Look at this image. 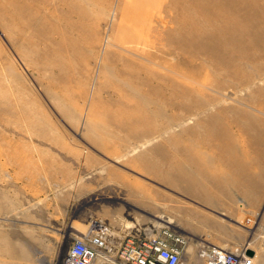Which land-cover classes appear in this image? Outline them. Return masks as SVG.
Instances as JSON below:
<instances>
[{
  "label": "rangeland",
  "instance_id": "obj_1",
  "mask_svg": "<svg viewBox=\"0 0 264 264\" xmlns=\"http://www.w3.org/2000/svg\"><path fill=\"white\" fill-rule=\"evenodd\" d=\"M221 3L0 0V234L31 235V264L96 219L170 227L183 264L207 247L264 264V50L227 46L225 13L203 11ZM182 166L213 202L149 175Z\"/></svg>",
  "mask_w": 264,
  "mask_h": 264
},
{
  "label": "built area",
  "instance_id": "obj_2",
  "mask_svg": "<svg viewBox=\"0 0 264 264\" xmlns=\"http://www.w3.org/2000/svg\"><path fill=\"white\" fill-rule=\"evenodd\" d=\"M204 264H252L240 251L197 252ZM187 250L183 238L164 226L135 228L114 235L105 222L92 220L81 238L71 241L60 264H183Z\"/></svg>",
  "mask_w": 264,
  "mask_h": 264
},
{
  "label": "bare ground",
  "instance_id": "obj_3",
  "mask_svg": "<svg viewBox=\"0 0 264 264\" xmlns=\"http://www.w3.org/2000/svg\"><path fill=\"white\" fill-rule=\"evenodd\" d=\"M202 1V0H201ZM216 1V0H215ZM222 1L221 4H224V7L222 5V7L217 4L216 7L217 8H214V6L211 8V9H208L210 8L211 6H209L208 8H206L204 6V8H206V10L202 9L205 14H206V18H209L208 20L209 21H216V22H220L219 24H221V21H223V25L221 24L220 27L221 28V31L222 32L220 34V36H222L223 39L226 40V44L228 47L232 46L235 44V40H238V42L240 43H248V44H253L252 45V48L253 46L257 45L256 47H254V49H258L260 50V52L262 50H264V0H224L226 2V5L225 3L223 2V0H220ZM189 2V1H188ZM209 2V1H208ZM218 3V2H217ZM207 4V3H206ZM189 5V4H188ZM210 5V4H209ZM179 6V5H178ZM184 6H182L183 8ZM187 7H190V6H187ZM199 8V7H198ZM202 8V7H201ZM181 9V7H180ZM186 10H189V9H192V11L194 12V9L193 8H189L187 9L185 7ZM200 10V8H199ZM199 10H197L199 12ZM208 10V11H207ZM185 11V10H184ZM191 11V13H193ZM202 11V12H203ZM207 11V12H206ZM186 12V11H185ZM183 12V13H185ZM188 12V11H187ZM187 12L185 14H187ZM190 12V11H189ZM197 12V13H198ZM191 13L189 14L190 16H188L189 18H191ZM196 13V14H197ZM222 13H225L224 14V19L222 20L221 19V14ZM193 15V14H192ZM202 15V13H201ZM204 15V14H203ZM223 15V14H222ZM221 16V17H220ZM201 17H204V16H201ZM193 18V16H192ZM205 18V19H206ZM221 19V21L219 20ZM198 20V19H197ZM196 20V21H197ZM200 20H203L200 19ZM200 20H198L199 22H201ZM208 20H206L208 22ZM196 21H193L196 23ZM197 21V22H198ZM192 22V24H193ZM204 22V20L201 22V24ZM206 22V23H207ZM212 22H210L211 24L209 26H212L214 28L217 27V23L213 24ZM191 23V22H190ZM205 23V25H206ZM198 24V23H197ZM196 24V25H197ZM200 24V23H199ZM213 24V25H212ZM191 25V24H190ZM194 25V24H193ZM204 23L202 26H204ZM199 26V25H198ZM201 26V25H200ZM199 26V28H200ZM207 26V25H206ZM216 26V27H215ZM197 26H195L194 28H196ZM208 27V26H207ZM193 28V27H192ZM213 28V29H214ZM198 28H196L197 30ZM203 29V28H201ZM207 31H208V28H206ZM212 29V28H211ZM210 29V31H211ZM218 29V28H217ZM199 30V29H198ZM215 31H217L216 29H214ZM219 30V29H218ZM203 31V30H202ZM199 30V32H202ZM206 30H204L205 32ZM198 32V31H197ZM209 33V32H208ZM216 33V32H215ZM213 32V34H215ZM218 33V31H217ZM199 34V33H197ZM196 34V35H197ZM212 34V33H210ZM193 35V34H192ZM195 35V34H194ZM218 35V34H217ZM201 36V35H200ZM219 36V35H218ZM197 37V36H196ZM203 37V35H202ZM213 38V37H212ZM199 39V38H198ZM217 39V37H216ZM213 39H211L210 41H212ZM218 40V39H217ZM224 40V41H225ZM214 41V40H213ZM221 41V40H220ZM218 41H214V43H217ZM212 44H214L213 42H211ZM219 43V42H218ZM222 43V42H221ZM219 43V45L221 44ZM243 44V45H244ZM215 46V44L213 45ZM221 46V45H220ZM226 46V47H227ZM246 46V45H245ZM223 47V46H222ZM251 47V46H250ZM225 49V48H223ZM220 50V49H219ZM228 50V49H226ZM218 51V49H217ZM223 51V50H222ZM255 51V50H254ZM246 52V51H245ZM248 53V52H247ZM255 53V52H254ZM259 52H257L258 54ZM216 54V53H215ZM215 54H214V57H215ZM234 54V53H232ZM256 54V53H255ZM219 55V54H218ZM223 55V54H222ZM235 55V54H234ZM260 55V54H259ZM258 55V56H259ZM262 55V54H261ZM224 56V55H223ZM255 56V55H254ZM213 57V58H214ZM216 58V57H215ZM214 58V59H215ZM229 58V57H228ZM235 58V57H234ZM220 59V58H219ZM226 59V57H225ZM240 59V58H239ZM217 61V60H216ZM231 61V60H230ZM237 61V60H236ZM247 61V60H246ZM222 62H226V61H222ZM239 63V62H238ZM230 64V63H229ZM245 64V63H244ZM234 65V64H233ZM240 66V65H239ZM234 67V66H233ZM238 68V67H237ZM249 84V83H248ZM254 84V83H252ZM202 113V112H201ZM160 136V135H159ZM154 151V150H153ZM161 163V162H160ZM157 164V163H156ZM155 165V164H153ZM180 169V173L179 174H149L155 178H158V179H161V180H170L171 184L178 188V189H181L183 191H186V192H189V193H193V194H197L199 197L201 196V198H203V201L205 203H211L213 202V196H211L210 199L209 196H210V192L209 190L206 188L205 184L206 182L208 181L206 179V182L203 181L202 177L199 176L198 174H189V172L182 166L179 168ZM175 175V176H174ZM204 177V176H203ZM205 179V178H204ZM212 181V180H211ZM212 186L214 187L213 189H215L216 193H218L220 189V187L217 185V183H215L214 181H212ZM209 194V196H208ZM241 199V198H240ZM157 219H160V218H157ZM164 219V218H163ZM162 219V221H163ZM97 220V219H96ZM100 221V220H98ZM161 221V220H160ZM235 222H237L236 220H233ZM164 222V221H163ZM166 222V221H165ZM238 223V222H237ZM90 227V223L88 225V228L86 229L85 232H82V233H79L77 237L73 238L76 239V238H81L83 236V234H85L87 232V230L89 229ZM166 228H170L168 226H164ZM135 228H138V227H133V228H130V230L132 229H135ZM23 232V231H21ZM128 233V232H127ZM6 234V233H5ZM4 233L0 234V253L4 254L6 257L11 258L13 259L14 261L16 260V262L14 264H31L32 263V259H31V252L35 253V255L37 254L38 250H37V247L35 246L37 242H35V245L33 244L32 240H30L31 238V235L30 236H25L22 240L23 242H20V241H13L11 240L7 235H5ZM26 234V233H25ZM28 235V234H27ZM27 237V238H26ZM25 243V244H24ZM39 246V245H38ZM61 249V248H60ZM220 249V248H219ZM223 250V249H221ZM31 251V252H29ZM217 251V250H216ZM225 251V250H224ZM238 251V250H236ZM240 253V256L242 257V259H246L247 256H246V252L244 249L242 250H239ZM199 252V251H198ZM221 252V251H220ZM188 254V253H187ZM33 256V255H32ZM189 258V257H188ZM250 260H251V257H248ZM10 259V260H11ZM36 259H37V256H36ZM200 259V258H199ZM202 259V258H201ZM252 261V260H251ZM4 262V261H3ZM10 262V261H9ZM1 263V262H0ZM12 263V262H11ZM188 264V262H185ZM2 264V263H1ZM4 264H9V263H4ZM46 264V263H45ZM57 264V263H55Z\"/></svg>",
  "mask_w": 264,
  "mask_h": 264
},
{
  "label": "water",
  "instance_id": "obj_4",
  "mask_svg": "<svg viewBox=\"0 0 264 264\" xmlns=\"http://www.w3.org/2000/svg\"><path fill=\"white\" fill-rule=\"evenodd\" d=\"M247 254H248V255H251V252L248 250V251H247Z\"/></svg>",
  "mask_w": 264,
  "mask_h": 264
}]
</instances>
